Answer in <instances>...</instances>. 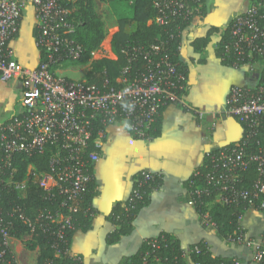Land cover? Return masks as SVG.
Wrapping results in <instances>:
<instances>
[{
	"label": "built area",
	"instance_id": "built-area-1",
	"mask_svg": "<svg viewBox=\"0 0 264 264\" xmlns=\"http://www.w3.org/2000/svg\"><path fill=\"white\" fill-rule=\"evenodd\" d=\"M28 4L35 19V45L46 54L36 68L20 64L7 46L17 33L22 10ZM204 5V0H152L156 11L153 21L179 29L181 22L200 14ZM68 13L62 0H0V80L19 81L22 89L18 114L0 124V174L4 168H11L14 155L48 156L49 172L33 173L34 180L47 192V198L57 192L66 197L65 201L53 214L42 209L33 221L23 220L24 212L20 208L10 215L15 214L30 227L21 237L25 247L33 245L31 237L38 229L52 238L50 247L55 258L68 256L72 264H81L82 256L72 253L65 244L63 231L73 225L71 215L58 209L68 206L69 211L77 210L84 190L93 179L91 166L100 157L95 148H102L107 128L127 121L134 137L146 138L163 107L184 103L187 76L171 59L169 48L161 39L146 51L138 48L125 52L127 64L114 84L107 78L97 85L85 77L72 79L59 75L60 69L51 67L54 62L62 57L78 59L83 52L79 43L65 35L74 31L73 24L67 20ZM225 29L229 34L221 42L225 55L233 56L236 64L252 68L259 62L261 67L256 74L251 71L255 74L253 83L230 87L224 112L240 123L242 136L227 147L205 153L207 171L199 177V184L193 186L194 197L190 203L214 193L213 202L233 206L247 201L248 209H255L264 217V0L252 2L235 14ZM173 36L171 33L169 38L174 39ZM108 46L111 55L104 54L101 58H115L110 41ZM138 55L146 61L140 67L134 66ZM197 116L200 118L203 113L198 111ZM253 165L258 176L245 186L240 172ZM141 172L145 180H153L152 172ZM2 183L23 192L26 179L13 182L2 178ZM131 192L139 198L140 183ZM40 218L45 221L40 222ZM201 221L213 225L207 213L201 215ZM11 228L12 222H3L0 215V264H17L10 252ZM262 237L260 240L247 237L238 227L228 240L249 246L256 263L261 258ZM143 242L149 249L143 254L142 264H165L157 250L168 247L167 237L160 233ZM183 256L188 264L187 253ZM43 264L53 263L46 259Z\"/></svg>",
	"mask_w": 264,
	"mask_h": 264
},
{
	"label": "crops",
	"instance_id": "crops-1",
	"mask_svg": "<svg viewBox=\"0 0 264 264\" xmlns=\"http://www.w3.org/2000/svg\"><path fill=\"white\" fill-rule=\"evenodd\" d=\"M248 5L249 0H207L204 13L194 16L183 32L179 49L188 71L183 102L191 111L175 104L165 106L160 114V133L150 138L134 137L124 123L107 128L99 160L93 165L95 195L91 206L95 212L91 228L77 230L70 242L71 252L82 256L81 264H120L122 258L138 250L144 239L163 232L176 239L186 253L192 244L205 240L214 254L237 257L241 264H256L245 243H227L212 225L202 224L186 199L184 186L206 152L241 138L240 123L224 112L225 100L231 86L253 83L261 67L259 62L252 68L226 64L216 53L219 34L211 36L201 54L193 53L189 42L203 36L211 26L224 29L230 18ZM35 37V19L28 4L22 10L16 35L8 41L16 60L28 68H36L40 60ZM21 90L19 81L0 80V124L18 114ZM198 111L203 113L200 118ZM140 171L161 175L160 186L151 191L148 203L135 216L131 233L108 244L106 235L115 226L105 217L127 199ZM238 223L247 237L260 240L264 234V217L255 209L245 211ZM10 252L17 264H37L38 249L26 248L21 239L12 237ZM187 262L192 264L189 259Z\"/></svg>",
	"mask_w": 264,
	"mask_h": 264
},
{
	"label": "trees",
	"instance_id": "trees-1",
	"mask_svg": "<svg viewBox=\"0 0 264 264\" xmlns=\"http://www.w3.org/2000/svg\"><path fill=\"white\" fill-rule=\"evenodd\" d=\"M104 1L110 4L112 2L128 3L129 12H126L125 15L117 19V30L111 35L110 48L115 58L103 57L91 60L89 64L90 69L87 71L86 75H84L89 82L101 85L104 78H107L114 84V79L119 76L120 71L127 64V55L125 52L138 48L140 51H146L153 44H156L159 39L164 40L166 47L169 48L171 59L177 63L178 68L183 70L187 76V67L182 59L181 49H179V47L182 43V34L189 27L193 18L187 22H181L179 29H174L171 25L160 26L154 23L153 19L156 11L152 6V0ZM255 1L257 0H249V4ZM62 2L69 10L67 20L74 26V31L65 33V35L79 43L83 52L80 57L75 60L66 57L58 59V61L51 65L53 69H67L69 67L87 64L91 59V53L99 49L101 42L106 37L104 22L95 10L94 0H62ZM204 2L206 4L207 0H204ZM203 13L204 11L201 10L200 14ZM131 25L134 27L131 31H128L127 29ZM171 33H173L174 39L169 38ZM215 33L220 35L216 45L217 56L226 64H232L234 59L233 56L225 55L221 43L229 37L228 31L225 28L221 30L219 27L211 26L203 36L192 38L189 42L191 51L196 54H201L202 50L207 48L211 36ZM8 45L9 42H7V46ZM38 50L40 61L45 60L46 54L44 50L40 48H38ZM137 58L138 61L134 63V66L140 67L146 63L141 55H138ZM183 92L185 93V91ZM175 105L191 111L184 103ZM160 120L161 118L159 115L149 127L147 138L157 136L160 133ZM124 126L128 129L127 121L124 122ZM229 145L230 144L223 147ZM92 148L93 145H90V149ZM95 149L99 153L101 152L100 148ZM92 170L93 166H91V171ZM28 171H30V174H28ZM206 171L207 161L204 155L202 163L184 182V186L186 187V199L189 202L194 197L192 193L193 186L198 183L199 177ZM48 172V156L46 154L41 155L36 153L30 156L14 155L12 157L11 168H4L1 171L0 179L9 178L13 182H20L26 179V186L23 192H18L11 185H5L4 183L0 184V215L3 222H12V228L10 229V235L12 237L21 239L25 233L29 232L30 227H28L23 220L29 218L33 221L42 209H46L53 214V212L57 210L59 204L65 201L66 197L57 192H54L52 197L47 198V192L38 185L36 180H34L33 173L40 174ZM152 176L153 180H145L142 172H138L134 177L132 189L136 188L140 183L141 196L139 198L133 197L131 192L123 203H117L105 217L108 222L115 226V228L106 235V242L108 244L118 242L122 236L130 234L133 230V220L135 216L139 210L148 203L151 191L160 186L161 175L153 173ZM240 176L243 185H250L258 176L256 167L254 165L248 167L246 170L240 172ZM94 187L92 179L84 190L76 211H69L68 206L58 209L63 214L71 215V222L73 225L71 227L66 226L63 231L65 244L68 246H70L72 236L77 230L86 231L91 228L92 216L95 212L91 206V199L95 195ZM213 200L214 193H211L196 199L192 205L200 218L201 215L207 213L218 236L227 243H230L228 238L235 229L241 227L238 223V218L248 210L250 205L247 201H242L239 205L226 206L218 202H213ZM16 208H20L24 212L23 220L17 218L15 214L10 215L12 212L15 213L14 209ZM39 221L43 222L45 219L43 220L40 218ZM161 234L167 237L168 247L157 250V253L165 264H186V259L183 256L185 252L181 248L179 242L167 232ZM262 240L263 244L260 247L261 258L256 264H264V236ZM30 242L33 245L28 244L26 248L33 250L34 245L38 246L37 264H43V261L46 259L53 264H72L68 256L55 258L54 250L50 247L52 238L48 234L42 233L40 230L36 229L32 234ZM232 244L237 245L238 243ZM147 249H149V245L142 242L138 250L132 255L122 258L120 264H142V257ZM187 256L192 264H241V260L237 257L214 254L205 240H200L192 244L187 252ZM9 257H12V255L9 254Z\"/></svg>",
	"mask_w": 264,
	"mask_h": 264
},
{
	"label": "rangeland",
	"instance_id": "rangeland-1",
	"mask_svg": "<svg viewBox=\"0 0 264 264\" xmlns=\"http://www.w3.org/2000/svg\"><path fill=\"white\" fill-rule=\"evenodd\" d=\"M94 7L96 12L100 15L102 21L104 22V30L106 37L101 42L99 49L95 51V54L91 56L89 62L85 65H79L74 67H69L64 71V73H58L61 76L70 77L72 79H79L86 75L87 71L90 69L89 64L93 59H99L104 54L111 55L109 53V41L111 39V35L117 30L116 21L120 16L125 15V13L129 12V4L128 3H117L112 2L106 3L104 0H94ZM133 25L129 26L127 29L131 31L133 29ZM100 50V52H98ZM251 209V208H250ZM186 253V252H185Z\"/></svg>",
	"mask_w": 264,
	"mask_h": 264
}]
</instances>
